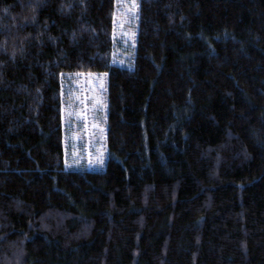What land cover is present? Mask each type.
<instances>
[{
  "label": "trees",
  "instance_id": "obj_1",
  "mask_svg": "<svg viewBox=\"0 0 264 264\" xmlns=\"http://www.w3.org/2000/svg\"><path fill=\"white\" fill-rule=\"evenodd\" d=\"M0 0V264H264V0ZM106 76L105 161L68 168L64 78Z\"/></svg>",
  "mask_w": 264,
  "mask_h": 264
},
{
  "label": "rangeland",
  "instance_id": "obj_2",
  "mask_svg": "<svg viewBox=\"0 0 264 264\" xmlns=\"http://www.w3.org/2000/svg\"><path fill=\"white\" fill-rule=\"evenodd\" d=\"M138 0H117L113 63L131 67ZM63 128L66 166L98 170L105 161L106 76L75 73L64 78Z\"/></svg>",
  "mask_w": 264,
  "mask_h": 264
}]
</instances>
